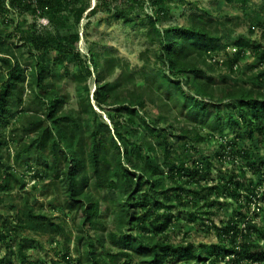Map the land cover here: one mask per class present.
Here are the masks:
<instances>
[{
  "label": "rangeland",
  "instance_id": "rangeland-1",
  "mask_svg": "<svg viewBox=\"0 0 264 264\" xmlns=\"http://www.w3.org/2000/svg\"><path fill=\"white\" fill-rule=\"evenodd\" d=\"M99 1L86 0L81 19L75 26H70L72 20L62 23L61 14L34 11L33 7L24 10L11 9L8 6L9 0H5V6L0 8V59L8 58L10 61L7 66L0 63V87L9 80L10 67H18L23 79L21 106L13 109L6 118V123L0 125L1 135L7 139L14 137L6 147L3 146L2 152L9 171L18 180V185L12 183L10 191H0V230L5 231L4 220L10 219L18 205L24 201L33 206L37 213L49 215L63 228V234L52 235L27 231L18 234L12 232L6 240L10 251L0 239V264L19 263L17 244L20 243L25 246L28 261L36 264H92L90 253L97 257V264H109L107 251L110 255H115L121 250L131 253V264H141L139 256L121 244V238H135L140 229L136 227L135 221L129 225L122 224L121 214L124 213L120 212H125L124 205L131 199H139L143 190L151 189V182L156 185L151 193L154 199L151 202L152 207L160 209L159 213L167 210L172 216L168 227L155 238L166 236L172 244L187 242L195 247L217 244L220 240L212 226L221 228L229 219L235 217L237 212L242 211L246 222L250 221L256 229L250 235V240L264 251V242L261 239L264 235V190L260 184L264 175V166L260 165V160H264V135L255 131L251 138L243 135L242 139H237V130L224 127L223 131L216 132L213 137L211 132L202 128L199 132L202 139L199 142L186 141L188 144L178 150L185 155L184 160L188 166L196 160L202 162V168L207 160L211 161V166L207 168L211 179L208 185L219 183L222 176L228 179L231 172H242L243 177L240 176L236 181L252 184L257 190V197L252 203L247 204L245 196L241 198V202L220 196L212 207H208L198 195L193 194L197 187L188 184L184 179L178 180L184 187L179 203L174 197L177 191H173L176 184L172 182L169 174H166L168 167L161 166V153L149 151L147 144H144L145 141L155 143L147 128L137 124V120L135 124L129 125L127 113L117 111V108L129 105L135 109L138 116L144 118L146 124L172 135L173 141H177L176 136L180 135L181 127L189 129L196 125L186 119L184 114L179 113L180 106L172 99H166L164 107L158 98L154 97L155 103H151L148 95H145L143 106L138 107L135 102H129L125 93H152L151 90L145 92L149 85L143 75L151 69H160L166 74L169 72L158 34L162 35L168 28H188L193 19L201 17L210 21L207 26L208 33L217 30L220 43L225 45V49L219 50L214 59H197L198 67L210 79L207 86L198 87V82L194 81V76L188 72L173 80L176 82L170 86V93H174L179 86L189 94L185 102L188 106L193 104L194 99L224 100L227 103L230 101L226 98L227 93L237 98L247 89L257 90L262 96L264 82L259 78L264 71V62L260 63L261 51L252 49L257 45H264L261 27L251 29L248 14L240 6L228 4L226 0H125V6L117 1H109L111 14L98 6L92 11L95 5H99ZM262 4L264 0H249L248 6ZM119 10L123 11V18L114 16ZM150 18L155 22L154 26H151ZM65 26L71 27V32L78 34L76 57H67L56 64L52 60L54 52L46 53L31 46L30 35H53ZM240 39L246 41L250 47L237 46L236 42ZM240 49L242 55L234 64L233 70L230 71L229 67L217 63L225 57H233ZM47 60L54 73V77L47 81L54 84L65 99L62 111H83L82 118L88 120L90 126L96 127L98 123H105L111 133L116 131L114 121L119 122L118 130L127 140L131 150V162L144 170H130L135 174L132 184L125 181L123 186L115 190L106 188L95 191L89 183L82 185L78 200L90 195L99 201L97 228L81 225L75 216V208L67 206V192L62 180L54 179L52 174L43 173L45 160L37 162L35 156L28 157L21 151L22 146L30 143L37 135V131L32 130L29 122L45 119L43 106L34 110L35 106L31 105L35 104L37 91L35 69ZM86 68L90 71L88 75ZM104 85H107L113 94L104 105L97 106L93 93ZM81 102L85 103V107L79 105ZM132 131L135 133L132 134ZM229 141L236 143V150L250 149L252 157L256 159L254 169L245 166V162L239 157L232 156L229 147L222 151L220 145L226 146ZM190 145L195 150L191 149ZM17 155L16 162L14 159ZM215 155H221V158L218 159ZM175 163L179 161L173 160L172 164ZM122 165L127 167L123 157ZM258 168L259 172L256 171ZM154 172L156 174L153 175ZM42 174L44 175L41 176ZM205 194L206 191L202 189L200 196ZM213 197L212 192L210 200H213ZM130 211L139 216L143 209L131 207ZM192 214L198 218L197 223L189 222L188 218ZM150 220L153 222L152 218ZM150 220L146 223L148 235L154 234L155 229ZM111 232L116 234V244H112L108 237ZM124 261L126 258L120 256L116 264H123ZM243 264L254 263L245 261Z\"/></svg>",
  "mask_w": 264,
  "mask_h": 264
},
{
  "label": "trees",
  "instance_id": "trees-1",
  "mask_svg": "<svg viewBox=\"0 0 264 264\" xmlns=\"http://www.w3.org/2000/svg\"><path fill=\"white\" fill-rule=\"evenodd\" d=\"M109 1H117L123 3L124 6L126 3L125 0H100L99 5H95L92 11L98 6V8L111 14ZM85 2L86 0H9L8 6L11 9L21 10L33 7L34 11L52 15L61 14L62 23L65 24L68 20H72L73 23L70 26H75L81 19ZM226 2L240 6L249 16L250 28L261 27V34L264 36V4L249 7V0H226ZM4 6L5 0H0V8ZM123 14V11L119 10L114 13V16L123 18ZM198 19H193L192 25L188 28H168L163 31L162 35L158 34L161 45H163L162 51L169 72L166 74L160 69H151L143 75L149 85L145 92L151 90L152 93H135L134 91L125 93L129 102H135L138 107L143 106L146 100L145 95H148L151 103H155L154 97L158 98L159 103L164 107L166 106V99H172L180 106L179 113L184 114L186 119L196 125L189 129L181 127L180 135L176 136L177 141H173L172 135L163 129H156L146 124L144 118L138 116L135 109L129 105L119 107L116 110L119 113L122 111L127 113L129 125L135 124L137 120L139 122L137 124L147 128L148 134L153 137L155 143L151 144L145 141L144 144H147L149 151L161 153V166L168 167L166 174H169L172 182L176 184L173 191H177L174 197L179 203H181V193L184 187L183 184L178 183V180L184 179L188 184L197 187V191H193V194L198 195L203 204L208 207H212L217 200L216 198H220V196L229 197L238 202H241V198L245 196L244 198L249 204L257 197V190L252 184L236 181L240 176L243 177L242 172L241 174L231 172L228 179L222 176L219 183L208 185L211 179L210 171L207 168L211 166V161L207 160L202 168V162L196 160H193L191 166H188L184 160L185 155L178 151L188 144L186 141L199 142L202 139L199 133L202 128L211 132L213 137L216 132L223 131L222 128L224 127L237 130L235 132L237 139H242L243 135L251 138L255 131L264 135V97H262L264 94L261 96L257 90H244L245 92L237 98L227 93L226 96L228 97L226 98L230 100L227 103L224 100L209 99L202 101L194 99L191 106L185 103L189 94L185 93L179 86L176 87L174 93H170V86L176 82L173 80L177 79L178 75H186L188 72L194 76V81L198 82V87L207 86V81L210 79L198 67L197 59L198 57L214 59L219 50L225 49V45L220 43L217 30L208 33L207 26L210 21L203 20L202 17ZM149 22L151 26L155 25L151 18ZM29 38L34 49L46 53L54 52L55 55L52 60L56 64L67 57L74 58L77 56L75 47L78 42V34L77 32L72 33L71 27L65 26L53 35L49 33L43 37L33 34ZM236 45H243L245 48L250 47L246 41L241 39L236 42ZM252 49L261 51L259 58L260 63H263L264 45H257ZM241 55L240 49L236 51L233 57H225L217 63L229 67L231 71ZM0 63L4 66L10 65L8 58L0 59ZM51 67L49 60H47L35 69L37 91L34 98L35 104L31 106H35L33 107L34 110L43 106L45 119L44 121L29 122L32 130L37 131V135L30 143L24 144L21 151L28 157L35 156L37 162L45 160L43 173L45 175L52 174L54 179L62 180L67 192V206L75 208V216L81 225L97 228L99 201L90 195L78 200L77 197L81 195L82 185L89 183L91 189L95 191L106 188L115 190L119 186H123L125 181L132 184V178L135 177V174L130 170H137L138 168L141 169V172L144 170L143 167L131 162V150L127 140L118 130L119 122L114 121V130L116 131L111 133L105 123H98L96 127L90 126L89 121L82 118L83 111H62L65 99L61 97L54 84L47 81L52 76L54 77ZM85 70L87 75L90 74L89 69L86 68ZM104 71L107 72L106 69ZM22 80L18 67H10V78L5 85L0 87V125L6 123V118L12 110L19 108L22 104ZM259 80L264 82V71ZM110 92L111 90L107 85L98 87L93 93L96 105H104L113 94ZM79 105L85 107L83 102ZM131 133L134 134L135 132L132 131ZM9 140L13 141L14 137L11 136L7 139L0 134V191L2 192L10 191L13 182L18 185V180L9 171L8 165L3 160L2 148L8 145ZM190 146L191 149L195 150L192 145ZM220 146L223 152L225 148L229 147V153L232 156L239 157L245 162V166L254 169L256 159L252 157L250 149L236 150V143L230 141L227 142L226 146L223 144ZM122 157L126 160L127 167L122 165ZM215 157L220 159L221 155H215ZM14 160L18 161V155ZM173 160L179 161V163L172 164ZM260 162V165L264 166V160H260ZM256 171L259 172V168ZM185 182L183 183L185 184ZM151 184V189L143 190L139 199H131L127 205H124L125 212H120V214L124 213L121 214L122 224L129 225L135 221L136 227L140 229V233L135 238L129 236L121 238V244L122 247L130 249L138 255L141 264H243L245 261L254 264L264 263V251L255 245L253 240H250V235L256 230L255 226L250 224V221L246 222V217L242 211L237 212L235 217L229 219L223 227L212 226L220 240L217 244L195 247L192 243L187 242L172 244L166 236L155 238L157 234L168 227L172 216L167 210L159 213L160 209L152 207L151 202L154 199L151 193L156 185L153 182ZM260 184L264 190V175ZM202 189L206 191L204 196H200ZM212 192L214 199L210 200ZM131 207L142 208L143 212L139 216H135V213L130 211ZM206 214L210 213L206 212ZM12 216V219L10 217V219L4 220L5 231L0 230V239L6 244L9 251L10 245L6 243V240L12 232L18 234L27 231L39 235L63 234L60 223H55L47 214L37 213L27 201L18 205ZM151 218L153 222L150 220ZM148 220L155 226L152 235H148L149 229L146 226ZM188 220L191 223H197L198 218L192 214ZM207 228L210 229L211 227ZM108 237L112 244H116L115 233H109ZM240 239L241 241L238 242ZM261 239L264 242V235ZM17 251L18 264H36L28 261L23 244H17ZM90 255L93 258L92 264H97V257L93 253ZM107 255L109 264H116L120 256L126 258L123 264H131V253L128 251L121 250L115 255H110L107 251Z\"/></svg>",
  "mask_w": 264,
  "mask_h": 264
}]
</instances>
